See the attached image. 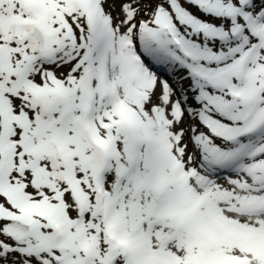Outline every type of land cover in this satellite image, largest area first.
I'll return each mask as SVG.
<instances>
[{
	"label": "snow or ice",
	"instance_id": "obj_1",
	"mask_svg": "<svg viewBox=\"0 0 264 264\" xmlns=\"http://www.w3.org/2000/svg\"><path fill=\"white\" fill-rule=\"evenodd\" d=\"M0 264H264V0H0Z\"/></svg>",
	"mask_w": 264,
	"mask_h": 264
}]
</instances>
